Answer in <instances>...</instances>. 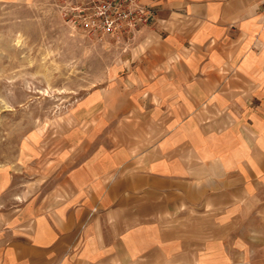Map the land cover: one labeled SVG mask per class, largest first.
Returning <instances> with one entry per match:
<instances>
[{
    "label": "crops",
    "instance_id": "obj_1",
    "mask_svg": "<svg viewBox=\"0 0 264 264\" xmlns=\"http://www.w3.org/2000/svg\"><path fill=\"white\" fill-rule=\"evenodd\" d=\"M141 1L156 18L102 93L100 141L71 130L0 206V264H264L260 0Z\"/></svg>",
    "mask_w": 264,
    "mask_h": 264
},
{
    "label": "rangeland",
    "instance_id": "obj_2",
    "mask_svg": "<svg viewBox=\"0 0 264 264\" xmlns=\"http://www.w3.org/2000/svg\"><path fill=\"white\" fill-rule=\"evenodd\" d=\"M86 5L89 0H0L2 208L52 176L71 130L101 139L91 123L101 117L102 93L114 85L118 62L137 35L128 40L95 29ZM118 101L110 96L111 128Z\"/></svg>",
    "mask_w": 264,
    "mask_h": 264
},
{
    "label": "built area",
    "instance_id": "obj_3",
    "mask_svg": "<svg viewBox=\"0 0 264 264\" xmlns=\"http://www.w3.org/2000/svg\"><path fill=\"white\" fill-rule=\"evenodd\" d=\"M259 3L264 26V0ZM84 8L90 10L85 14L89 25L113 35L123 34L128 40L134 39L156 18L155 10L141 0H89V5Z\"/></svg>",
    "mask_w": 264,
    "mask_h": 264
}]
</instances>
